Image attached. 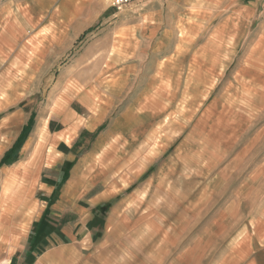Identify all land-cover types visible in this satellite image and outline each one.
Here are the masks:
<instances>
[{"label": "crops", "instance_id": "1", "mask_svg": "<svg viewBox=\"0 0 264 264\" xmlns=\"http://www.w3.org/2000/svg\"><path fill=\"white\" fill-rule=\"evenodd\" d=\"M87 5L90 18L106 21L92 47L108 58L98 67L117 77L112 91L70 103L60 95L34 125L21 102L35 74L20 88L22 69L10 63L34 53L36 20H49L47 28ZM131 83L144 85L134 100ZM181 84L193 90L189 100H202L196 110L205 118L246 116L264 135L256 125L264 117V0H134L122 11L112 0H0V264H141L132 219L142 205L133 197L178 190L179 179L178 170L166 175L162 163H149L147 117L166 115L163 94L178 99ZM203 84L212 85L206 94ZM254 253L248 264H261L264 250Z\"/></svg>", "mask_w": 264, "mask_h": 264}, {"label": "rangeland", "instance_id": "2", "mask_svg": "<svg viewBox=\"0 0 264 264\" xmlns=\"http://www.w3.org/2000/svg\"><path fill=\"white\" fill-rule=\"evenodd\" d=\"M59 8L58 3L53 4V17L58 16ZM83 8L76 18H71L73 13L69 19L53 18L47 28L49 20H36L37 39L30 42L34 53L21 51L10 63L15 65L13 70L22 69L20 88L35 74L34 85L21 102L26 106L25 118L34 115V125L50 103L60 101V95H65L62 103H70L83 94L91 97L112 91L109 80L117 77L109 66L98 67L108 58H96L97 49L92 47L94 32L106 21L89 17L95 13L94 7ZM25 56L30 61L26 70ZM130 85L134 100L144 85ZM147 86L150 91L154 85ZM200 86L206 94L212 85ZM179 87L178 99L163 94L166 115L147 117L149 163H162L164 173L166 168L174 175L178 170L179 179L173 181L178 190L150 191L148 195L145 191L141 197H133L142 205L132 219L133 232L137 229L133 237H140L142 248L135 255H140L141 264H248L254 252L264 250V135L257 137L246 116L213 113L205 118L202 110L197 111L202 100H189L193 90L187 92L186 84ZM99 101L108 103L109 99ZM256 125H264V117ZM131 152L137 154L139 149L133 147ZM173 158L178 165H172ZM255 233L260 240L253 238ZM133 262H137L134 254Z\"/></svg>", "mask_w": 264, "mask_h": 264}, {"label": "built area", "instance_id": "3", "mask_svg": "<svg viewBox=\"0 0 264 264\" xmlns=\"http://www.w3.org/2000/svg\"><path fill=\"white\" fill-rule=\"evenodd\" d=\"M134 0H115L114 6L118 11H122L125 7H127ZM11 264V263H5Z\"/></svg>", "mask_w": 264, "mask_h": 264}, {"label": "trees", "instance_id": "4", "mask_svg": "<svg viewBox=\"0 0 264 264\" xmlns=\"http://www.w3.org/2000/svg\"><path fill=\"white\" fill-rule=\"evenodd\" d=\"M25 136H26V130H25V132H23V137H21V139L25 138Z\"/></svg>", "mask_w": 264, "mask_h": 264}]
</instances>
